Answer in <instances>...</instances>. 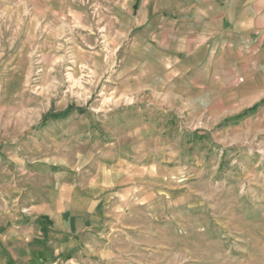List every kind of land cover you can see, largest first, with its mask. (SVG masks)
<instances>
[{"label":"rangeland","instance_id":"374dc122","mask_svg":"<svg viewBox=\"0 0 264 264\" xmlns=\"http://www.w3.org/2000/svg\"><path fill=\"white\" fill-rule=\"evenodd\" d=\"M116 4L0 0V185L37 165L93 168L129 135L155 195L112 230L104 264H264V76L226 81L221 104L148 111L160 102Z\"/></svg>","mask_w":264,"mask_h":264},{"label":"crops","instance_id":"0c3cea01","mask_svg":"<svg viewBox=\"0 0 264 264\" xmlns=\"http://www.w3.org/2000/svg\"><path fill=\"white\" fill-rule=\"evenodd\" d=\"M123 1L113 14L117 31L133 33L135 78L148 81L144 89L160 102L145 103L146 110L174 111L165 105L177 98L221 104L215 90L228 88L226 81L264 76V0ZM134 144L128 135L93 168L37 165L13 188L0 185V264L108 261L112 230L155 195L137 183L145 166Z\"/></svg>","mask_w":264,"mask_h":264},{"label":"trees","instance_id":"16d2710c","mask_svg":"<svg viewBox=\"0 0 264 264\" xmlns=\"http://www.w3.org/2000/svg\"><path fill=\"white\" fill-rule=\"evenodd\" d=\"M69 111V109L67 110V112Z\"/></svg>","mask_w":264,"mask_h":264}]
</instances>
